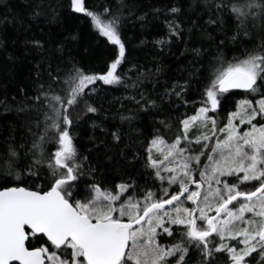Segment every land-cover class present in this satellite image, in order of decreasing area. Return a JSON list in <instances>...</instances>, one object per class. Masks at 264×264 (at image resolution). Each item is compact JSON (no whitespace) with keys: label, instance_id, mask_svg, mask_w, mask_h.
Returning a JSON list of instances; mask_svg holds the SVG:
<instances>
[{"label":"snow or ice","instance_id":"obj_1","mask_svg":"<svg viewBox=\"0 0 264 264\" xmlns=\"http://www.w3.org/2000/svg\"><path fill=\"white\" fill-rule=\"evenodd\" d=\"M25 6V16H13L15 25L58 22L67 9L86 19L94 43L74 54L69 45L78 33L23 42L25 56L38 57L32 95L18 89L26 99L17 111L29 117L33 139L8 143L0 156V264H264V0H164L147 9L136 0L92 7L87 0H26ZM149 16L165 29L154 45L161 52L183 45L181 56L190 54L193 69L188 79L166 83L156 99L142 84L153 73L129 59L125 36L127 25L147 27ZM228 44L243 45L242 55L229 58ZM85 59L96 64L85 68ZM193 84L200 89L196 101L187 99ZM101 86L133 90L124 99L137 110L121 113L122 122L152 117L144 154L137 149L128 161L142 160L151 183L119 168L118 182L106 179L90 159L101 149L110 153L108 162L126 159L130 145L119 147L120 129L109 143L104 123L91 120L104 136L89 137L88 154L77 146L81 121L103 109L92 100ZM233 90L241 98L223 116ZM165 100L170 109L192 105L195 112L178 124L171 117L157 121L153 110L162 113Z\"/></svg>","mask_w":264,"mask_h":264},{"label":"trees","instance_id":"obj_2","mask_svg":"<svg viewBox=\"0 0 264 264\" xmlns=\"http://www.w3.org/2000/svg\"><path fill=\"white\" fill-rule=\"evenodd\" d=\"M56 0H53L55 3ZM99 0H87L88 6L92 7ZM136 2L145 9L150 5H159L164 0H136ZM26 0H2L0 2V19L7 17V23L0 24V38L5 42L4 48L0 49V156H3L7 151V144L13 143L17 147L22 143H28L30 145L33 137L29 132V117L24 113L17 111L21 101L26 98L18 92L20 87L28 89L29 96L32 95L33 81L35 78L34 60L38 59L33 57H26L23 50V42L25 38H36L44 40L46 43L49 38L52 39H63L69 37L70 34L78 33L79 38L75 41H71L69 47L70 50L75 54L77 50L82 51L84 47L90 43H94V37L90 34V27L86 19L82 15L70 13L67 9L60 10V19L58 22L45 23L43 20L37 23H33L28 29V26L20 27L12 22L13 16H25L27 8L25 6ZM10 9V11H9ZM148 26L142 28L139 23L135 26L131 24L125 28V36L129 40V59L135 61L141 66V71L150 70L153 76L149 79L143 80V88L149 93L152 98L156 99L159 94L164 91V85L167 83L171 86V83L175 80L183 81L188 79V73L193 71L188 66V59L190 54L181 56V52L184 49L183 45L173 44L171 49H165L163 52L158 49L153 41L161 37L165 33L163 21L153 20L149 16L148 21L145 22ZM145 40L147 43L141 44L140 41ZM219 42V41H217ZM226 54L229 58L233 55H242L243 45L233 46L228 44L226 48ZM15 56L19 59L13 61L9 57ZM79 60L80 57L77 56ZM32 61V62H29ZM96 64L94 59H85L83 66L90 68ZM159 65L160 71L156 72V67ZM127 67V66H126ZM130 76L135 79L137 72L132 70ZM194 79V78H193ZM131 83V81H128ZM155 85V91L153 86ZM104 90L100 92L98 96L92 97L93 102L97 105H103V109L98 116H92L89 114L91 119L81 121L79 127V136L76 141L77 146L81 152L87 153V149L92 147L89 137H103L104 133L101 132L100 128H96L93 131L91 127V120H96L98 123L103 122L107 131V141L111 143V132L120 129L123 136V140L120 143V148H125V145H130L127 151L126 159L113 160L111 162L106 161V155L103 149L99 153L92 152L90 159L94 163H98L101 172L106 179H111L114 182H118L121 175L118 173L117 168L121 172L130 173L135 177L140 184H144L147 180L151 183V179L144 175V169L142 167L143 161H138L135 164H130L128 161L136 154L137 149L140 154H144V148L147 145L144 142L150 138L152 132L153 119L151 116H145L140 113L139 119L129 122H122L120 120V114L129 115V109L133 112L137 110V105L132 102L125 100L124 97L131 95L133 90L129 89L125 91L123 87L114 89L109 86H101ZM200 89L193 84L192 89L187 94V99L190 101H196L199 98ZM234 95H229L224 101V109L222 115L226 116L229 110H234L235 101L241 98L242 93L234 91ZM15 97V99H13ZM6 101V106H5ZM173 101L179 103L173 97ZM158 104L160 101H157ZM199 105L197 104L196 107ZM162 107L164 111L157 113L153 110L156 120L171 117L174 123L178 124V119L183 118V114L187 112L189 115L195 112V107L192 105L180 106L178 110L170 109L168 101L165 100ZM7 109H11L6 110ZM78 114V109L73 110V116ZM105 116L107 119H105ZM159 126V125H157ZM174 128L172 132L166 133L170 139L175 138ZM100 173L97 174L99 178ZM123 178L127 179V176ZM87 179V178H85ZM39 183V181H37ZM83 184V181L81 182ZM170 242L168 240H161V243Z\"/></svg>","mask_w":264,"mask_h":264},{"label":"rangeland","instance_id":"obj_3","mask_svg":"<svg viewBox=\"0 0 264 264\" xmlns=\"http://www.w3.org/2000/svg\"><path fill=\"white\" fill-rule=\"evenodd\" d=\"M199 131H201V129H200L199 127L194 128V129L191 131L190 135H193V136H194V135L198 134ZM154 155H156V158H160V157H159V154L154 153Z\"/></svg>","mask_w":264,"mask_h":264},{"label":"water","instance_id":"obj_4","mask_svg":"<svg viewBox=\"0 0 264 264\" xmlns=\"http://www.w3.org/2000/svg\"><path fill=\"white\" fill-rule=\"evenodd\" d=\"M234 91H238V92L242 93L241 90H234Z\"/></svg>","mask_w":264,"mask_h":264},{"label":"bare ground","instance_id":"obj_5","mask_svg":"<svg viewBox=\"0 0 264 264\" xmlns=\"http://www.w3.org/2000/svg\"><path fill=\"white\" fill-rule=\"evenodd\" d=\"M234 91V90H233Z\"/></svg>","mask_w":264,"mask_h":264}]
</instances>
